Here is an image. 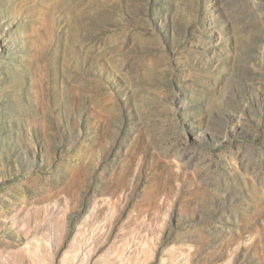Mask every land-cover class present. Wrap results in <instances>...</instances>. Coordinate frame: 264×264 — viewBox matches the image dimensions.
Masks as SVG:
<instances>
[{"label":"rangeland","instance_id":"rangeland-1","mask_svg":"<svg viewBox=\"0 0 264 264\" xmlns=\"http://www.w3.org/2000/svg\"><path fill=\"white\" fill-rule=\"evenodd\" d=\"M0 264H264V0H0Z\"/></svg>","mask_w":264,"mask_h":264},{"label":"bare ground","instance_id":"bare-ground-1","mask_svg":"<svg viewBox=\"0 0 264 264\" xmlns=\"http://www.w3.org/2000/svg\"><path fill=\"white\" fill-rule=\"evenodd\" d=\"M192 249V248H191Z\"/></svg>","mask_w":264,"mask_h":264}]
</instances>
